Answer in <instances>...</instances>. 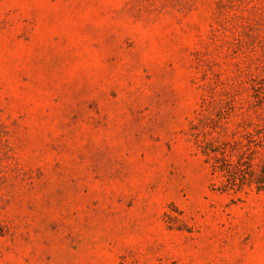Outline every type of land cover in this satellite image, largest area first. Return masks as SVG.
<instances>
[{"label":"rangeland","instance_id":"obj_1","mask_svg":"<svg viewBox=\"0 0 264 264\" xmlns=\"http://www.w3.org/2000/svg\"><path fill=\"white\" fill-rule=\"evenodd\" d=\"M0 264H264V0H0Z\"/></svg>","mask_w":264,"mask_h":264},{"label":"trees","instance_id":"obj_2","mask_svg":"<svg viewBox=\"0 0 264 264\" xmlns=\"http://www.w3.org/2000/svg\"><path fill=\"white\" fill-rule=\"evenodd\" d=\"M226 160L225 156H222L219 159H216V163L221 162V166H215L216 169H218L220 172L227 174V176H231L232 175V171L230 170V165H227L226 167Z\"/></svg>","mask_w":264,"mask_h":264}]
</instances>
